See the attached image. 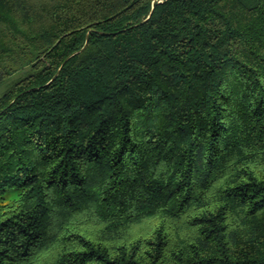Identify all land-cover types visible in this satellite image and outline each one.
Listing matches in <instances>:
<instances>
[{"label": "trees", "instance_id": "obj_1", "mask_svg": "<svg viewBox=\"0 0 264 264\" xmlns=\"http://www.w3.org/2000/svg\"><path fill=\"white\" fill-rule=\"evenodd\" d=\"M0 89V264H264V0H0Z\"/></svg>", "mask_w": 264, "mask_h": 264}, {"label": "rangeland", "instance_id": "obj_2", "mask_svg": "<svg viewBox=\"0 0 264 264\" xmlns=\"http://www.w3.org/2000/svg\"><path fill=\"white\" fill-rule=\"evenodd\" d=\"M0 91H1V89H0ZM17 196H18V190L11 188L6 194V199L10 201V200L16 198Z\"/></svg>", "mask_w": 264, "mask_h": 264}, {"label": "water", "instance_id": "obj_3", "mask_svg": "<svg viewBox=\"0 0 264 264\" xmlns=\"http://www.w3.org/2000/svg\"><path fill=\"white\" fill-rule=\"evenodd\" d=\"M88 40H89V39H87V41H86V43H85V46L87 45V43H88ZM85 46H84V47H85ZM84 47H83V48H84Z\"/></svg>", "mask_w": 264, "mask_h": 264}]
</instances>
